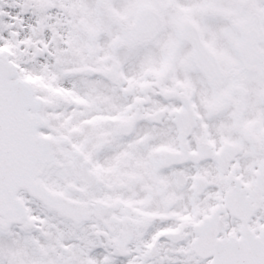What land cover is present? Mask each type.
Segmentation results:
<instances>
[{"label":"snow or ice","instance_id":"snow-or-ice-1","mask_svg":"<svg viewBox=\"0 0 264 264\" xmlns=\"http://www.w3.org/2000/svg\"><path fill=\"white\" fill-rule=\"evenodd\" d=\"M0 264H264V0H0Z\"/></svg>","mask_w":264,"mask_h":264}]
</instances>
